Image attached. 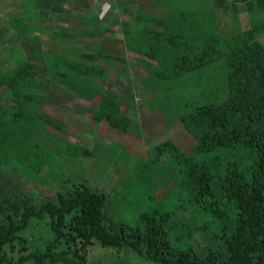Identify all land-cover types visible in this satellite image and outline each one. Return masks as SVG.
Listing matches in <instances>:
<instances>
[{"label": "trees", "instance_id": "trees-1", "mask_svg": "<svg viewBox=\"0 0 264 264\" xmlns=\"http://www.w3.org/2000/svg\"><path fill=\"white\" fill-rule=\"evenodd\" d=\"M65 1L34 0L31 6L46 19L60 15ZM172 4H164V14L135 12V26L154 27L125 24L123 39L140 56L136 64L148 74L144 86L158 91L150 109L174 101L194 145L188 151L166 139L155 146V157L141 162L142 184L156 183L155 165L171 163L176 171L163 197L160 188H149L154 200L133 218L111 216L119 196L63 178L65 157H92L103 144L89 149L71 141L69 126L46 110L50 98L61 104L75 96L97 106L96 126L105 121L141 134L136 112L99 82L111 73L98 59L122 56L102 46L72 58L61 53L59 38L36 42L33 36L39 41L41 33L17 27L24 57L0 67V95L10 100L0 99V264H264V0ZM242 4L250 27L223 35L217 9L238 17ZM107 29L99 24L63 34L103 37ZM43 79L52 85H42ZM13 168L26 185L9 175ZM35 183L54 191L42 195ZM45 219L53 239L33 247L29 233Z\"/></svg>", "mask_w": 264, "mask_h": 264}, {"label": "rangeland", "instance_id": "rangeland-1", "mask_svg": "<svg viewBox=\"0 0 264 264\" xmlns=\"http://www.w3.org/2000/svg\"><path fill=\"white\" fill-rule=\"evenodd\" d=\"M166 2L172 4L177 3V0H90V7H84V1L76 0V4L82 5L81 9H75L74 2L70 1L68 5L71 4L72 13L54 14L50 20L47 18L43 19L41 16V23H38L39 20H34L35 23L27 27L30 29L29 32L34 35L41 33L39 41L37 39L38 36L32 35L34 38L32 40L36 42L47 43L51 37L55 42L59 38L61 53L72 58L74 57L72 56L73 52L98 51L102 46L107 47L109 52L122 56L120 59L111 57H100L98 59V64L111 73L110 79L99 80V82L103 83L107 90L123 98L131 106L132 111L136 112V116L142 125L141 134L133 135L115 129L105 121L101 125L96 126L92 120V115L95 114L97 106L95 104L91 105V103L89 104L75 96H71L61 104L49 97L50 99L48 98L49 100L46 104V110L51 115L61 119L62 124L64 122L69 126L66 135L68 139L89 149H93L97 142H100L101 145L103 144L101 146L102 150L92 157L80 159L65 157L64 164L59 169H61L60 172L63 178L69 179L70 182L81 179L89 183L94 189L99 188V190L119 196L116 208L111 214L115 220L133 218L140 207L152 202L154 199L149 197L152 192L149 188H160L157 192L158 197L164 196L165 190L163 188L168 186V183L172 180L173 171H176L175 165L171 163L162 167L155 165L152 171L155 174L156 183H153V185L148 182L142 184L137 178L141 162L149 161V159L156 156L155 146L157 144L166 139H173L184 150L188 151L194 145L193 139L181 125L174 101H170L156 111L150 109V104H152L153 98L158 91L153 87L146 88L144 86L142 79L147 73L141 64H136L137 55L126 48L122 35L123 25L121 23L132 20L131 16L135 15V12L140 13L142 12L141 10H145V12L158 14L165 13L164 4ZM27 5L31 6L30 0ZM128 7H131L130 10L127 13H123ZM8 10L6 5L3 11L8 12ZM91 16H99L100 19L88 24L85 21ZM217 17L223 35L233 34L250 27V13L243 4L238 17L232 11L225 12L221 8L217 9ZM2 22L5 24L4 29H0V60L5 57L3 56L4 53L13 60L1 62V67L7 69L14 65L13 62L24 57V54H22V47L20 46V41L22 42V40L17 35L20 29L7 19ZM99 24L108 27V31L103 37H82V33L77 37L63 34L73 35L77 30L82 32V28ZM145 25L154 27L153 24L143 23L142 26H135L134 29H141ZM39 27H41L42 31L37 29ZM261 41L264 44V36ZM40 82L45 86L52 85L49 79H43ZM52 87L60 88V85L53 83ZM2 99L6 103L10 101L9 97L6 96L2 97ZM152 107H155V105ZM48 146L54 147L53 145ZM103 147L105 148L103 149ZM8 173L23 185L27 184V178L18 172L17 168L11 169ZM33 187L35 191L42 195L47 193L50 195L54 191V188H44L36 183L33 184ZM46 220H43L30 231L29 240L31 246L44 248L46 243L53 239V233Z\"/></svg>", "mask_w": 264, "mask_h": 264}, {"label": "crops", "instance_id": "crops-1", "mask_svg": "<svg viewBox=\"0 0 264 264\" xmlns=\"http://www.w3.org/2000/svg\"><path fill=\"white\" fill-rule=\"evenodd\" d=\"M29 0H0V7H1V9H0V29L1 30H3L4 29V22H2V21H5L6 19L8 20V21H10V22H13V24H16V27H23V26H25V25H27V27L29 26H31L32 24H33V22L32 21H30L31 19L30 18H34V16H36L35 18H38L39 20H40V18L38 17V10H37V8H36V6L33 4V7H30L31 9L30 10H28L27 9V7L26 6H29V5H27V2H28ZM70 1H73L74 2V8L76 9H81V7H82V5H80L79 3L78 4H76L75 2H76V0H66L65 2H64V8H63V10H62V13H60V15L61 14H65V13H72L73 12V8H71L70 6H71V4H69L68 5V3L70 2ZM30 2L31 3H33L34 2V0H30ZM116 3V2H115ZM122 4V3H121ZM120 4V5H121ZM162 4V3H161ZM160 4V5H161ZM6 5H7V7H8V12H4L3 11V8L4 7H6ZM25 5V7H23ZM90 5H91V3H90V0H88V2L84 5V7L85 6H89L90 7ZM123 5V4H122ZM121 5V6H122ZM163 5V4H162ZM3 6V7H2ZM88 7V8H89ZM131 8V7H130ZM130 8L128 7L125 11H123V13L124 12H126L127 13V11L128 10H130ZM120 9V8H119ZM4 10H6V9H4ZM141 11H144L145 12V10H141ZM89 12V11H88ZM141 13V12H140ZM147 13H154V12H147ZM55 14H58V13H55ZM89 14V13H88ZM155 14H158V13H155ZM159 14H164V13H159ZM8 15V16H7ZM54 14H52V15H50L49 17H47V19H49L50 20V18L53 16ZM43 18V17H42ZM42 18H41V20H40V22H42ZM23 19H24V21H23ZM30 19V20H29ZM44 19V18H43ZM98 19H100V17L98 18ZM97 19V20H98ZM123 26V28H124V25L125 24H128V25H131L132 27H134L135 26V22H133V19L132 20H129V21H125V22H122L121 23ZM38 26V25H37ZM148 26H150L151 27V25H148ZM220 28V27H219ZM23 31L20 29V32L19 33H17V35H19L20 36V38L22 37V35H23V33H22ZM123 35V34H122ZM12 37H14V36H12ZM263 37V36H262ZM19 38V39H20ZM20 41V40H19ZM21 42V41H20ZM137 55V54H136ZM3 56H5L2 60H0V67H1V62H3V61H6V60H10V61H13L12 59H11V57H9L7 54H5L4 53V55ZM9 57V58H8ZM137 57H140L139 55H137ZM136 60H137V58H136ZM143 67V66H142ZM2 97H5L4 95H0V99H2Z\"/></svg>", "mask_w": 264, "mask_h": 264}, {"label": "water", "instance_id": "water-1", "mask_svg": "<svg viewBox=\"0 0 264 264\" xmlns=\"http://www.w3.org/2000/svg\"><path fill=\"white\" fill-rule=\"evenodd\" d=\"M79 180H81V179H79ZM79 180L71 181V182H69V183H74V182H77V181H79ZM69 183H68V184H69ZM68 184H67V185H68ZM109 201H110V197L108 198L106 205L109 203ZM32 202L34 203V201H32ZM1 217H4V215L2 214Z\"/></svg>", "mask_w": 264, "mask_h": 264}]
</instances>
